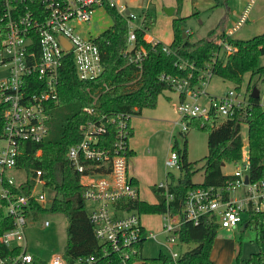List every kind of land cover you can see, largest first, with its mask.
<instances>
[{
    "label": "built area",
    "instance_id": "built-area-1",
    "mask_svg": "<svg viewBox=\"0 0 264 264\" xmlns=\"http://www.w3.org/2000/svg\"><path fill=\"white\" fill-rule=\"evenodd\" d=\"M105 6L115 7V3L113 0H0V65L7 68L6 77L0 80V208L11 222V226L0 233V242L8 248L11 240L23 239L24 228L34 216L35 206L44 205L47 199L40 169H34L26 183L24 170L15 163L21 143H36L46 136L47 107L56 100L58 69L66 54L72 57L78 79L92 80L101 74L100 50L94 36L80 35L75 30V23L90 20L96 7ZM124 10L122 7L117 9L126 16L128 26V45L122 54L127 64L139 66L142 58L156 50L168 53L167 43L151 36L145 37L148 47L133 46L135 34L129 27L133 16ZM243 21L241 15L225 32L230 35ZM60 36L68 43L67 47ZM217 41L223 51H230L227 43ZM177 66L185 68L187 64L181 61ZM201 76L192 86L187 78L161 77L169 81L178 95L175 109L181 132L188 129L186 119L206 118L211 114L223 119L246 112L249 90L234 86L220 94H210L206 90L209 71L205 70ZM259 104L264 106V99H260ZM85 111L92 113L91 108H85ZM129 118L128 113H117L87 119L79 126V140L65 152L66 160L80 174V195L92 234L97 242L106 244L113 251L156 236V233L145 232L140 214L125 207L128 202L138 199L137 187L128 173ZM109 127L114 128V135L112 141L107 142L104 134ZM163 165L166 172L168 167H177L175 151L170 149ZM247 168L245 152L240 170L230 174L232 180L224 187H193L184 194L180 214L169 210L158 213L163 221L160 232L165 241L174 243L176 238L179 242L177 230L180 225L183 222L195 224L202 216L214 219L218 227L231 228L243 221L242 216H246L248 209L264 211V181H250ZM12 169L24 172L21 181L14 182L7 174ZM246 175L247 182L244 183ZM239 184L246 187L244 196L230 200L229 192ZM154 185L162 189L166 201L171 199L165 178ZM223 192H227L226 199L222 197ZM42 225L47 226L48 221L43 220ZM165 249L161 252L173 261L178 257L179 254L171 251L168 245ZM122 258L124 264L127 254L124 253ZM93 260L90 255L78 258L76 263L90 264ZM0 264L66 262L61 254L42 260L19 247L16 253L0 256Z\"/></svg>",
    "mask_w": 264,
    "mask_h": 264
},
{
    "label": "trees",
    "instance_id": "trees-1",
    "mask_svg": "<svg viewBox=\"0 0 264 264\" xmlns=\"http://www.w3.org/2000/svg\"><path fill=\"white\" fill-rule=\"evenodd\" d=\"M175 1L179 4L181 0ZM104 8L111 17V23L94 36L100 50L101 74L92 80L78 79L72 57L66 54L58 69L56 100L47 107V134L36 143L22 142L16 157V165L26 174V183L30 181L34 169H40L45 182L46 202L35 206L33 215L62 214L65 217L66 242L60 254L66 264H77L78 258L90 255L94 258L90 264H122L124 253L127 254L124 264H214L209 258V250L218 226L214 219L207 216H202L195 224L183 222L180 225L177 230L179 243H194L195 246L179 254L174 261L161 251L154 257H143L142 241L118 251L97 242L80 195V174L66 160L65 152L68 146L79 140V126L87 119L100 115L110 117L117 113L139 114L143 108L154 107L157 96L163 90H172L169 81L161 78L163 75L187 78L189 86H192L208 70L210 78L215 75L236 83L235 87H238L242 75L246 73L248 78L245 88L249 92L252 87L256 88L255 82L264 84V64L258 63L259 57L264 55V30L247 38H234L220 30L212 37L213 27L204 36L190 39V32H183L182 29L183 16H172L168 53L158 50L149 52L136 66L127 64L122 56L128 45L126 16L114 6ZM152 21L153 16L145 11L141 26L133 27V46H149L145 30ZM217 39L227 43L230 51H223ZM181 61L186 62L185 68L177 66ZM253 77L255 81L251 83ZM248 102L245 114L238 112L223 119L212 114L206 118L186 119L188 128L205 131L206 154L201 158L202 165L198 168L197 161L187 159L184 140L182 148L175 150L179 174L174 176L169 171L165 173L171 199L166 201L162 189L153 185L151 190L156 197L155 203H146L138 198L128 202L125 207L138 214L163 213L166 210L180 214L188 189L198 186L224 187L232 180V176L223 174L221 165L224 162L235 163L239 159L242 123L246 126L249 180L264 181V106L259 104V93L257 98L249 96ZM85 108H91L92 113H86ZM113 130L109 127L104 134L107 142L112 141ZM127 134L130 138V127ZM131 151L129 148V156ZM199 169L202 170L201 181L192 182V175ZM222 197L226 199L227 192H223ZM243 223L244 229L250 225L254 228L257 250L244 259L236 257L234 264H264V211L248 209ZM10 226V219L3 215L0 208V233ZM18 250L19 246L8 248L0 242V256Z\"/></svg>",
    "mask_w": 264,
    "mask_h": 264
},
{
    "label": "rangeland",
    "instance_id": "rangeland-1",
    "mask_svg": "<svg viewBox=\"0 0 264 264\" xmlns=\"http://www.w3.org/2000/svg\"><path fill=\"white\" fill-rule=\"evenodd\" d=\"M115 8L127 9L132 14L129 27L141 26V17L145 11L153 16V21L145 30L146 34L160 40L163 43L169 42L171 38L170 19L172 16H183L182 29L190 31V39L204 36L209 28L214 27L211 34L219 31L217 22L224 17L225 29L230 28L235 21L243 15L244 21L230 34L234 38H247L264 30V0H217L223 3L214 6L215 0H181L176 4L175 0H113ZM172 7L170 13L165 8ZM228 9L227 13L224 12ZM111 23V17L104 7H96L90 20L75 23V30L82 36H96ZM259 64H264V55L259 57ZM7 75V68L0 65V80ZM248 75H242L238 83L240 89H244ZM255 81L252 78L251 83ZM237 84L231 81L222 80L218 76H211L206 85V90L211 94H220L228 88ZM259 98L263 99L264 84L255 82ZM177 94L173 90H163L156 98L152 108H143L140 114H131L129 118L130 127L133 133L128 140L129 147L134 150V155L128 157V171L136 177L138 198L146 203H155L151 187L154 183L164 179L163 162L169 154L170 149L175 151L181 149L185 140L186 157L190 161H197L196 167L202 165L201 158L206 154V134L202 129L188 128L181 134L180 122L175 106ZM177 121V122H176ZM176 122V123H174ZM242 147L239 159L233 162H224L221 165L223 174H232L234 170H240L241 157L246 152V126L240 127ZM175 145V146H174ZM171 146H174L172 149ZM169 172L174 176L179 174L177 167H168ZM14 182H19L24 177L23 171L15 169L7 171ZM202 170L196 171L192 182H200ZM246 187L237 185L229 192L230 200H239L244 196ZM243 221L245 216H242ZM43 220L48 221L43 226ZM242 221V222H243ZM140 222L145 232L156 233L155 239L145 238L142 241L141 254L143 257H154L160 251H166L168 245L171 251L181 254L195 246L194 243H179L175 238L174 243L166 242L164 234L161 233L162 219L158 213L140 214ZM242 222L231 228L217 227L212 240L209 258L214 264H234L235 258H246L250 253L257 250L255 243V230L250 225L240 229ZM66 220L62 214H42L31 217L23 231V239H14L8 242L10 248L19 246L27 253L37 259L48 260L62 252L66 242L65 233Z\"/></svg>",
    "mask_w": 264,
    "mask_h": 264
},
{
    "label": "crops",
    "instance_id": "crops-1",
    "mask_svg": "<svg viewBox=\"0 0 264 264\" xmlns=\"http://www.w3.org/2000/svg\"><path fill=\"white\" fill-rule=\"evenodd\" d=\"M223 5V3H219L217 0H215V3H214V6H220V5ZM227 11H228V9L227 8H225V10H224V12L225 13H227ZM223 21H224V17L222 18V21H220V22H217L214 26H218V29H219V31L220 30H224V31H226L227 29H229V28H227V29H225V27H224V23H223ZM236 22V21H235ZM213 28V27H212ZM210 29V28H209ZM190 32V31H189ZM145 37L147 38V37H150V35L149 34H146L145 33ZM208 92V91H207ZM211 94V93H210ZM177 99H178V95H177ZM140 114V113H139ZM129 127H130V124H129ZM131 128V127H130ZM132 133H133V129L131 128V135H132ZM129 140V139H128ZM128 146H129V144H128ZM132 151H131V155L130 156H132V155H134V150L131 148V147H129ZM223 165V164H222ZM128 168H129V166H128ZM163 169H164V178H165V172H166V170H165V168H164V165H163ZM128 173H129V171H128ZM129 175L133 178V181H134V183H135V186L137 187V185H136V182H137V179H136V177H134L131 173H129ZM164 180V179H163ZM162 180V181H163ZM160 182V181H159ZM158 183V182H157ZM154 184H156V183H154ZM153 184V185H154ZM143 226V225H142ZM144 227V226H143Z\"/></svg>",
    "mask_w": 264,
    "mask_h": 264
},
{
    "label": "water",
    "instance_id": "water-1",
    "mask_svg": "<svg viewBox=\"0 0 264 264\" xmlns=\"http://www.w3.org/2000/svg\"><path fill=\"white\" fill-rule=\"evenodd\" d=\"M171 10H172V7H170V8H165L166 13H170ZM124 12L127 13L128 10L125 9ZM60 40H61V42H62L66 47L68 46V43L66 42V40H65L63 37L60 36ZM249 96H250L251 98H257V97H258V91H257V89H256L255 87H252V88H251L250 93H249ZM243 182H244V183L247 182V175L244 176V178H243ZM243 228H244V223H242L240 229H243Z\"/></svg>",
    "mask_w": 264,
    "mask_h": 264
}]
</instances>
